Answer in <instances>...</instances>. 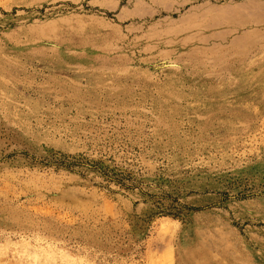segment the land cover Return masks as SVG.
Here are the masks:
<instances>
[{
    "label": "rangeland",
    "instance_id": "rangeland-1",
    "mask_svg": "<svg viewBox=\"0 0 264 264\" xmlns=\"http://www.w3.org/2000/svg\"><path fill=\"white\" fill-rule=\"evenodd\" d=\"M0 264H264V0H0Z\"/></svg>",
    "mask_w": 264,
    "mask_h": 264
}]
</instances>
